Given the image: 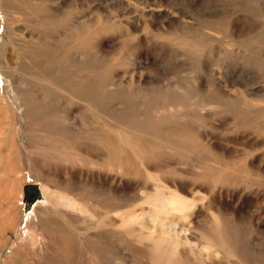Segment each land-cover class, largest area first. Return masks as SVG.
I'll list each match as a JSON object with an SVG mask.
<instances>
[{
  "label": "rangeland",
  "instance_id": "rangeland-1",
  "mask_svg": "<svg viewBox=\"0 0 264 264\" xmlns=\"http://www.w3.org/2000/svg\"><path fill=\"white\" fill-rule=\"evenodd\" d=\"M0 4V23L1 19L5 23L0 24V264L19 253V261L33 259L21 240V218L43 208L38 202L34 205L31 185L48 180L47 175L29 176L27 156L32 144L23 130L30 122L27 102L43 105L50 99L58 113L69 119L72 132L81 118L88 121L93 114L128 116L136 122L149 120L148 126L159 132L171 134V128H176L188 143L185 147L198 146L194 155L164 147L162 161L148 164L152 181L129 177L133 184L129 210L136 214L142 210L136 202L138 194L152 193L155 183L175 176L195 178L198 163L214 156L209 149L213 144L236 152L239 167L248 170L245 174L254 182L250 189L257 190L256 183L263 187H259L261 198L245 203L239 211L248 248L263 255L264 173L257 172L264 168V102L247 103L240 90L264 93V0H1ZM58 45L63 60L54 71L51 64ZM40 71L46 77L54 71L56 81L78 93V100L60 91L46 94L42 82L31 81ZM93 73L104 81L98 93L103 112L93 113L85 106V86L91 84ZM27 92L28 101L23 98ZM203 100L206 104L200 107ZM157 116L167 120L160 123ZM19 127L23 133L19 134ZM76 155L86 162L83 154ZM96 157L90 155L86 164ZM62 166L57 167V177ZM69 168L74 174L64 173L61 179L81 181L75 175L78 167ZM198 202L200 207L205 203ZM207 213L204 206L195 222L207 224ZM188 227L193 236L189 221H180L177 231ZM34 237V232H28L27 240Z\"/></svg>",
  "mask_w": 264,
  "mask_h": 264
},
{
  "label": "bare ground",
  "instance_id": "bare-ground-1",
  "mask_svg": "<svg viewBox=\"0 0 264 264\" xmlns=\"http://www.w3.org/2000/svg\"><path fill=\"white\" fill-rule=\"evenodd\" d=\"M1 21L2 25L4 22L2 19ZM2 43L0 42L1 45ZM62 49L59 45L54 49L57 51L53 54L54 64H51L54 71L62 66ZM54 71H51L52 75ZM52 75L46 77L44 72L40 71L34 74L31 81L35 85L36 82H42V88L50 96L60 91L65 95H71L73 99L77 97L78 100V93L75 95L69 92L66 89L67 85L63 84L64 82L59 84L56 76ZM103 82L93 73L91 84L85 86L87 90L84 92V102L88 111L103 112L98 95ZM26 86L24 85L25 88ZM240 92L247 99V103L259 102L257 103L259 105L264 102V93L261 94L260 91L244 89ZM29 94L28 92L25 96L23 94L26 101L30 100ZM55 103L51 99L43 105L40 103L36 105L32 100L27 102L31 124L29 122L24 126L23 131L26 132L25 137L31 139L32 144L31 155L29 153L27 156L29 176L47 175L48 180L40 184L41 181L37 178L40 186L31 185L35 195L34 205L38 202L43 208H37L32 214L23 215L24 212L22 218L20 216L21 240L28 249L26 251L33 257V262L32 260L28 262L132 264L136 259L137 264H264V253L259 255L248 248L239 214L245 203L261 198L259 187L262 186L256 183L255 185L259 186L257 190L250 189L254 182L247 178L249 175L245 172L248 170L244 172L242 167H239L236 152H230L220 148L221 145L212 143L209 149L215 151L214 156L198 163L195 178L175 176L165 182L153 181L156 186L154 185L152 193L141 192L137 195L136 202H140L142 210L140 214H136L129 210L130 201H133L130 200L133 184L128 181L129 177L148 178L146 180L152 181V174H148V164L162 161L164 147L178 148L177 150L183 153L194 155L198 151V146L185 147L184 145L188 143L186 144L183 134L178 132V129L175 130L176 128L170 127L171 134L166 130L159 132L148 126L151 124L149 120L136 122L128 116L104 117L93 114L91 120L81 118L78 127L74 125L72 132L68 126L69 119L58 113ZM200 103V107L206 104L204 100ZM166 118L157 116L156 120L162 123L167 120ZM22 129L23 127L18 128L19 134L23 133ZM237 142L234 138L233 143ZM77 153L83 154L87 160L90 155L96 157L97 154V157L95 160L92 158L94 160L92 163L86 164L87 160L82 162ZM226 160L229 163L225 162ZM58 165H63L59 178L55 174ZM69 167L72 169L78 167L75 175L81 181L61 179L64 173L74 174L75 171ZM160 167L158 168L162 170L165 166ZM142 170H145L146 175ZM262 172L264 173L263 167L259 169L257 175L259 173L261 176ZM240 177L243 179L240 180ZM247 184L249 186H246ZM198 200L205 202L203 206H199ZM204 206L210 220L205 225L197 224L196 218ZM21 212L19 211L20 214ZM182 220L189 221L193 236L189 234V227V230L181 228L180 232L177 231V225ZM70 226L78 231V236L73 233ZM30 231L34 232L35 240H27ZM193 240H197V244L192 243ZM21 254L14 255L3 264L28 263L19 261Z\"/></svg>",
  "mask_w": 264,
  "mask_h": 264
}]
</instances>
